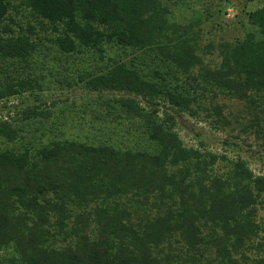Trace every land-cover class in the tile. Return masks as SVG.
Wrapping results in <instances>:
<instances>
[{
	"label": "trees",
	"instance_id": "trees-1",
	"mask_svg": "<svg viewBox=\"0 0 264 264\" xmlns=\"http://www.w3.org/2000/svg\"><path fill=\"white\" fill-rule=\"evenodd\" d=\"M22 7L37 27L28 23L16 33L8 22ZM169 15L161 0H0V58L28 62L40 30L66 54L92 50L105 60L115 45L158 63L156 78H148L133 63L109 58L111 68L87 80L99 95L123 93L113 102L141 121L152 150L69 138L0 149V264H198L206 246L217 264H239L235 254L254 246L263 229L255 218L257 204L264 205V175L241 157L216 173L219 156L186 145L177 117L206 112L224 129L230 121L220 95L264 105V3L248 13L256 29L218 45L217 67L204 65L194 25ZM178 72L193 80L189 87L171 80ZM34 87L40 89L32 78L11 79L0 85V98ZM50 115L35 103L16 109L0 119V140L23 138L13 121ZM257 123L258 115L256 130ZM242 255L244 264H264V256Z\"/></svg>",
	"mask_w": 264,
	"mask_h": 264
},
{
	"label": "rangeland",
	"instance_id": "rangeland-1",
	"mask_svg": "<svg viewBox=\"0 0 264 264\" xmlns=\"http://www.w3.org/2000/svg\"><path fill=\"white\" fill-rule=\"evenodd\" d=\"M170 10L169 18L177 23L193 24L194 30L200 34L198 53L204 65L217 67L221 63L218 45L222 42H234L244 38L248 31L256 29L248 20V13L263 5V0H161ZM16 22H8L16 33L19 27L32 24L37 27L36 18L30 9L20 8L15 13ZM3 26L0 25V29ZM0 33L2 31L0 30ZM40 43L37 51L29 58L28 62L0 58V85H6L11 79L32 78L40 85L17 95L0 98V119L11 118L16 109L28 104H40L42 108L51 112L50 117L30 120L26 123L13 121L14 126L24 129L23 138L17 143L0 140V149L19 148L29 144H44L50 140L79 139L93 144H111L120 148H148L154 145L143 133L142 123L126 114L113 99L123 95L120 92L104 91L102 95L87 87V80L92 75L107 72L111 63L105 60L113 58L122 59L133 63L137 69L146 73L148 78L153 76L158 63L147 55H140L137 50L123 49L113 45L107 46L105 60L100 59L92 50L90 52L66 54L61 52L44 38V32L38 30ZM41 38V39H40ZM215 47L209 51L207 45ZM166 70V68H165ZM198 67L194 68L197 73ZM168 77V72L165 73ZM172 77V76H169ZM188 75L178 72V81L184 87H189L193 80ZM258 98V96H255ZM206 104L214 100L211 93L205 97ZM56 101L53 105L52 102ZM110 100V101H109ZM216 101L225 106V114L230 121L224 129L215 128L212 117L206 112L198 116L187 113L178 116L177 130L184 143L188 146L201 147L219 156L215 172L223 174L229 169V162L238 157L243 158L256 175H264V105L251 104L245 101L220 95ZM116 105L108 107L107 103ZM9 114V115H8ZM259 116L260 127L257 130L252 121ZM257 127V126H256ZM200 133V135L197 134ZM202 139L204 145L199 140ZM228 139L229 143L224 142ZM258 212L256 222L263 228L259 237L253 239L254 246L248 247L243 254L249 258L264 256V246L255 248V245L264 243V205L257 204ZM242 253L235 254L239 264H244ZM214 248H202V256H198V264H206L215 260ZM243 256V257H242ZM251 262V261H250ZM249 264V263H248Z\"/></svg>",
	"mask_w": 264,
	"mask_h": 264
}]
</instances>
